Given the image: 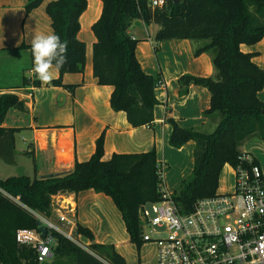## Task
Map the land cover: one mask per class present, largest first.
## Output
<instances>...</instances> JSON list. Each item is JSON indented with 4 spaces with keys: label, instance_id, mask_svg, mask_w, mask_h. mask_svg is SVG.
Returning a JSON list of instances; mask_svg holds the SVG:
<instances>
[{
    "label": "trees",
    "instance_id": "16d2710c",
    "mask_svg": "<svg viewBox=\"0 0 264 264\" xmlns=\"http://www.w3.org/2000/svg\"><path fill=\"white\" fill-rule=\"evenodd\" d=\"M42 1L26 0L25 12H31ZM99 1L100 15L90 27L95 39L92 76L97 85L112 87L110 108L123 112L132 128L152 126L153 109L159 104L155 89L162 84L160 75L143 72L135 56L137 40L128 33L133 20L157 25L156 42L204 41L193 50V56L211 54L213 76L184 74L177 84L179 96L185 95L190 85L209 92L210 105L202 115L218 117L214 130L205 134L193 128H181L173 119L165 118L171 127L170 147L179 149L189 141L194 143L190 177L172 193L179 212L188 213L197 200L215 194L225 165L235 167L237 163H246L238 159L243 154L239 148L245 141L255 137L264 143V102L257 97L264 87V70L252 60L256 53L240 50V45L251 46L264 38V0H180L176 5L172 0H164L162 8L154 9L150 8L149 0ZM85 8L86 0H55L45 6L52 33L68 42L67 63L58 70L59 76L50 83L52 86H61L64 74L83 72L85 45L77 34L79 17ZM12 109L22 110L23 103L14 94H1L0 160L6 164H14V134L18 130L2 126ZM24 155L32 161L33 176L0 180V264H46L37 261L33 247L16 242V232L38 230L36 214L51 215L52 196L76 195L86 190L111 199L129 242L137 251L140 249L138 209L162 198L154 148L143 153L112 154L103 160V134H100L88 160L74 161L69 171L43 180L38 179L33 153L25 151ZM74 235L91 243L85 245L77 239L79 245L51 232V264H60L64 259L72 264H125L111 245L92 243L91 231L79 223L75 224Z\"/></svg>",
    "mask_w": 264,
    "mask_h": 264
},
{
    "label": "crops",
    "instance_id": "0c3cea01",
    "mask_svg": "<svg viewBox=\"0 0 264 264\" xmlns=\"http://www.w3.org/2000/svg\"><path fill=\"white\" fill-rule=\"evenodd\" d=\"M51 1L55 0H43L37 8L26 13V0H0V95L14 94L23 103L22 110L12 109L7 113L2 125L18 129L14 134V157L21 159L23 156L32 165L31 159L24 156L25 151L32 152L38 176L64 173L72 168L74 161L88 160L94 152L95 140L103 134V160H108L112 154L143 153L154 148L157 162L166 170L171 163H193L192 141L179 149L168 145L171 127L165 118L173 119L181 128H193L205 134L214 130L218 117L202 115L210 105V95L205 88L190 85L185 95H178L177 80L181 75L211 77L214 74L210 53L193 56V50L204 41L156 42L157 25H145L139 19L131 22L128 33L137 40L135 56L141 69L146 74L162 77V84L155 89L159 104L153 109L152 126L132 128L123 112H114L110 108L112 87L97 85L92 76L91 55L95 39L90 27L101 12L99 0H86V8L79 17L77 38L85 45L83 72L64 74L61 86L42 84L31 72L30 38L34 33H52L45 12L46 4ZM240 50L256 53L252 60L264 70V38L251 46L240 45ZM53 71L55 80L59 73ZM257 97L264 102V87ZM18 133L20 148L16 147ZM239 149L260 165L264 178V143L253 137ZM223 168L229 171L222 173L221 170L217 191L230 192L234 174L229 165ZM165 174L163 181L168 190ZM11 176L6 174L0 180ZM63 196L68 202L73 198L75 223L91 231L92 243L111 245L124 258L125 264L156 263L153 245L142 244L137 251L129 242L121 216L109 197L92 190ZM79 238L85 245L91 243ZM150 250L148 256L145 252Z\"/></svg>",
    "mask_w": 264,
    "mask_h": 264
},
{
    "label": "built area",
    "instance_id": "2783aa9c",
    "mask_svg": "<svg viewBox=\"0 0 264 264\" xmlns=\"http://www.w3.org/2000/svg\"><path fill=\"white\" fill-rule=\"evenodd\" d=\"M164 0H149L150 8H162ZM246 163L231 167L234 174L230 192L216 190L211 197L197 200L188 213H180L172 193L163 181L165 167L158 163L159 192L162 198L141 205L138 220L142 244L155 248L156 264H264V178L261 167L245 153ZM63 194L51 197V215L36 214L46 226L38 230H18L16 242L33 247L42 263L51 257V232L74 239L75 204ZM58 220V224L51 218ZM80 245V244H79Z\"/></svg>",
    "mask_w": 264,
    "mask_h": 264
},
{
    "label": "clouds",
    "instance_id": "9594fccd",
    "mask_svg": "<svg viewBox=\"0 0 264 264\" xmlns=\"http://www.w3.org/2000/svg\"><path fill=\"white\" fill-rule=\"evenodd\" d=\"M33 56L31 72L42 84H50L55 70L67 63L68 42L62 41L55 33H34L30 38Z\"/></svg>",
    "mask_w": 264,
    "mask_h": 264
},
{
    "label": "rangeland",
    "instance_id": "374dc122",
    "mask_svg": "<svg viewBox=\"0 0 264 264\" xmlns=\"http://www.w3.org/2000/svg\"><path fill=\"white\" fill-rule=\"evenodd\" d=\"M20 135L19 133L16 135V141H17V148H20V142H19ZM193 154V153H192ZM191 156L193 157V155ZM25 156V155H24ZM26 157V156H25ZM16 162V163H15ZM32 162V161H31ZM169 167L165 171L166 176V183L168 184V190L170 193H174L178 190L180 183L183 180H186L190 177L193 163H171L168 164ZM33 165L29 162V159L24 158L23 156L21 159L18 157H14V164H6L2 160H0V177L3 178L6 176H33ZM223 171L228 172V169L223 168ZM55 223L58 224V220H56L55 216L51 218ZM74 237L77 239V237L74 235ZM79 241H81L83 244L85 243L83 239L78 238ZM128 244H130L128 242ZM134 250V248H133ZM135 251V250H134ZM151 250L149 252H145L148 256L151 255ZM155 252V250H153ZM154 254V253H153ZM45 259L44 263L51 264L52 259ZM60 264H72L69 260L64 259L60 261ZM156 264V263H155Z\"/></svg>",
    "mask_w": 264,
    "mask_h": 264
},
{
    "label": "water",
    "instance_id": "95a60500",
    "mask_svg": "<svg viewBox=\"0 0 264 264\" xmlns=\"http://www.w3.org/2000/svg\"><path fill=\"white\" fill-rule=\"evenodd\" d=\"M180 0H172V3L174 5L178 4ZM62 173H49V174H44V175H39L38 179L43 180V179H49V178H54L60 176ZM37 227L38 231L41 233L42 236H44L47 232L46 226L42 225L40 221H37Z\"/></svg>",
    "mask_w": 264,
    "mask_h": 264
},
{
    "label": "bare ground",
    "instance_id": "6f19581e",
    "mask_svg": "<svg viewBox=\"0 0 264 264\" xmlns=\"http://www.w3.org/2000/svg\"><path fill=\"white\" fill-rule=\"evenodd\" d=\"M93 7V6H92Z\"/></svg>",
    "mask_w": 264,
    "mask_h": 264
}]
</instances>
